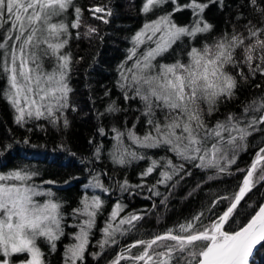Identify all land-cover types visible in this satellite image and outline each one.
I'll list each match as a JSON object with an SVG mask.
<instances>
[{
  "label": "snow or ice",
  "instance_id": "snow-or-ice-1",
  "mask_svg": "<svg viewBox=\"0 0 264 264\" xmlns=\"http://www.w3.org/2000/svg\"><path fill=\"white\" fill-rule=\"evenodd\" d=\"M165 2L145 0L142 11L151 14ZM251 3L255 5L256 0ZM183 7L192 10L190 26H177L171 15H162L144 23L131 37V47L119 66L118 86L126 101L139 100L146 128L143 135L134 131L135 124L126 131L112 129L115 143L110 155L116 164L151 159L138 154L136 148H164L184 162L174 164L169 157L161 158L163 164L151 160L142 177L163 168L157 183L165 186L175 176L183 179L181 173L191 175L186 163L213 171L208 180L229 173L238 154L247 147L248 137L264 125V93L246 103L239 115L228 112L215 122L208 119L220 112L222 104L236 99L240 80L264 78V25L249 21L244 32L234 30L199 43L197 37L213 28L202 17L207 4L190 0ZM70 8L74 20L68 23L65 15ZM88 11L105 24L108 20L104 17L111 15L103 6ZM82 17V8L75 0H0V76L6 79L5 95L21 127L41 119L53 126L61 121L68 126L64 113L72 107L68 85L72 61L71 54L64 50L72 36L70 29H79ZM96 31L87 26L84 35ZM180 44L184 46L183 55L163 62L161 58L170 51L175 53L174 46ZM120 110L115 104L106 109L110 113ZM98 131L105 135L102 127ZM96 154L99 156L100 148ZM239 171L244 174L230 194L215 196L185 222L147 236L140 235L137 228L143 216L121 215L126 206L116 202L101 229L100 248L117 244L118 236L135 230L139 238L121 249L111 264H256L255 257L264 250V204L253 209L238 226L233 225L246 195L257 181H264V145L256 151L250 166ZM38 175L26 169L0 174V264H17L18 260L19 264H47L43 246L55 251L57 242L66 235L72 242L64 249L63 264L83 262L103 201L97 195L84 194L72 210L77 223L68 227L74 231L66 233L64 206L51 188L43 187L55 181L35 183ZM89 187L108 191L98 176L85 185ZM128 187L125 180L121 189Z\"/></svg>",
  "mask_w": 264,
  "mask_h": 264
},
{
  "label": "trees",
  "instance_id": "trees-1",
  "mask_svg": "<svg viewBox=\"0 0 264 264\" xmlns=\"http://www.w3.org/2000/svg\"><path fill=\"white\" fill-rule=\"evenodd\" d=\"M144 2L145 0H75V4L82 8L83 17L79 29H70L72 36L64 50L71 54L72 61L68 76V85L72 89V107L64 113L68 120L67 127L63 126L62 121L53 126L46 119L31 120L23 127L18 125L15 122L17 113L5 95L8 89L6 79L0 76V174L26 169L39 173L34 177L35 183L39 184L44 180L55 181L53 185L43 187L51 188L56 198L62 202L66 233L74 231L72 227H68L77 223L72 219V210L79 206L84 194L97 195L103 201L101 214L98 215L96 227L90 235L85 258L78 264H111L121 249L139 238L133 230L125 236H118L117 244L110 243L103 249L100 248L98 242L103 239L101 229L116 202L126 206L125 213L121 215L136 213L143 216L137 224L140 235L147 236L149 233L173 227L205 209L215 196L230 194L244 174L239 169H247L256 151L264 145V125H261L248 137L247 147L230 166L231 174L223 173L215 180H208L209 175H214L213 171L201 170L186 163L185 168L191 175L181 173L183 179L175 176L167 186L157 183L160 179L159 172L164 170L163 168L142 177V173L153 159L163 164L161 158L169 157L173 159L174 164L184 163L164 148H136L138 154L151 159L131 160L123 166L113 162L110 155L115 143L112 139V129L126 131L135 124L134 131L143 135L146 128L140 113L142 105L139 100L126 101L118 86L119 66L125 61L131 47V37L144 23L162 15H171L177 26H190L194 19L192 10L183 7L190 0L166 2L147 15L142 11ZM197 2L207 4L202 17L213 26L209 33L197 37L199 43L210 42L234 30L244 32L249 21L254 25H264V14L261 13L264 0H256L255 5L251 0ZM95 6H103L106 11L111 12L110 16L104 17L108 20L107 24L103 20L93 18L88 11ZM178 7L180 10H176ZM73 20L74 10L70 8L65 15V21L71 23ZM87 26L95 27L96 33L85 36ZM78 32L80 37L76 38ZM185 40L187 42V38ZM183 47V44L174 46L175 53L170 51L161 59L163 62H172L183 55ZM244 71L247 73L246 68ZM257 83L261 84L260 88L255 87ZM261 93H264V78L257 76L248 81L240 80L236 99L222 104L220 112L208 119L215 122L228 112L239 115L243 106ZM111 104L121 110L107 112L106 109ZM73 108L75 110H72ZM101 127L105 131L103 136L98 131ZM25 140L28 141L27 144L24 143ZM125 143L130 142L125 140ZM97 148H100L99 156L96 154ZM97 176L108 189L107 192L99 188H85V185ZM125 180L130 187L122 190L121 185ZM136 185L140 187H131ZM156 192H159V195H156ZM263 202L264 181H257L251 192L246 195L245 201H242L243 207L240 208V215L233 227L242 223L253 209ZM71 242V236L66 235L57 242L55 251H51L45 244L43 251L46 253L47 264H63L64 249ZM255 262L264 264V250L255 257Z\"/></svg>",
  "mask_w": 264,
  "mask_h": 264
},
{
  "label": "rangeland",
  "instance_id": "rangeland-1",
  "mask_svg": "<svg viewBox=\"0 0 264 264\" xmlns=\"http://www.w3.org/2000/svg\"><path fill=\"white\" fill-rule=\"evenodd\" d=\"M169 1H172L173 2V0H167V2H169ZM166 3V2H165ZM164 4V3H163ZM162 4V5H163ZM161 6V5H160ZM0 34L2 35L3 34V32H2V30H0ZM9 43H11V42H9ZM50 70V69H49ZM19 264V263H18Z\"/></svg>",
  "mask_w": 264,
  "mask_h": 264
},
{
  "label": "water",
  "instance_id": "water-1",
  "mask_svg": "<svg viewBox=\"0 0 264 264\" xmlns=\"http://www.w3.org/2000/svg\"><path fill=\"white\" fill-rule=\"evenodd\" d=\"M263 204H264V202H263Z\"/></svg>",
  "mask_w": 264,
  "mask_h": 264
}]
</instances>
